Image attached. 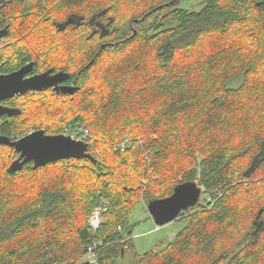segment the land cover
<instances>
[{"label": "trees", "instance_id": "16d2710c", "mask_svg": "<svg viewBox=\"0 0 264 264\" xmlns=\"http://www.w3.org/2000/svg\"><path fill=\"white\" fill-rule=\"evenodd\" d=\"M185 1L1 0L0 74L35 62L78 90L3 102L21 114L0 134L85 127L93 158L11 173L19 153L0 144V264H89L77 260L101 240L98 264H264L263 0ZM191 182L202 197L184 228L139 254L133 209Z\"/></svg>", "mask_w": 264, "mask_h": 264}, {"label": "water", "instance_id": "95a60500", "mask_svg": "<svg viewBox=\"0 0 264 264\" xmlns=\"http://www.w3.org/2000/svg\"><path fill=\"white\" fill-rule=\"evenodd\" d=\"M262 4L264 0L258 2V5ZM7 31V28L0 31V41L7 36ZM135 34H137L136 31ZM34 66L35 62H30L17 71L0 74V117L20 115L19 108L6 106L3 102L29 92H44L51 88H54L53 90L57 93L62 92L68 95H74L77 92L78 88L73 85L58 88L60 83L69 79L70 74L65 72L53 74V70L49 69L31 75ZM0 144L8 145L19 153L18 159L9 168L11 173L20 172L30 163L33 164V169H37L57 161L93 158L88 142L65 134L50 135L44 129H38L17 140L0 134ZM201 196L202 189L197 183H185L178 185L171 196L151 201L147 209L154 222L161 227L176 221L182 212L195 206Z\"/></svg>", "mask_w": 264, "mask_h": 264}, {"label": "rangeland", "instance_id": "374dc122", "mask_svg": "<svg viewBox=\"0 0 264 264\" xmlns=\"http://www.w3.org/2000/svg\"><path fill=\"white\" fill-rule=\"evenodd\" d=\"M202 2L203 0H186L181 5V8L199 10L202 7ZM66 128V133H73V129L70 127ZM129 221L134 225L132 227V237L136 245V251L139 254L164 248L185 226L184 222L176 220L159 227L149 214L147 205H145L144 202H140L136 205L129 216ZM128 259H130V255H127L123 260L125 262L128 261Z\"/></svg>", "mask_w": 264, "mask_h": 264}, {"label": "built area", "instance_id": "2783aa9c", "mask_svg": "<svg viewBox=\"0 0 264 264\" xmlns=\"http://www.w3.org/2000/svg\"><path fill=\"white\" fill-rule=\"evenodd\" d=\"M68 129V128H66ZM69 135L68 133H65ZM74 139L88 142L92 138V134L88 128L78 127L76 131L71 134ZM130 138H126L123 143L120 145V149L122 152L126 150L129 146ZM107 212L106 205L96 207L92 214L88 217L87 221L90 227V231L92 233H96L100 228L106 224L105 214ZM121 229V227L119 228ZM108 244H105L104 241H96L90 244L83 256H81L77 262H86L89 264H98V257L100 253L105 249ZM75 261H71L69 264H74Z\"/></svg>", "mask_w": 264, "mask_h": 264}, {"label": "flooded vegetation", "instance_id": "af4514ba", "mask_svg": "<svg viewBox=\"0 0 264 264\" xmlns=\"http://www.w3.org/2000/svg\"><path fill=\"white\" fill-rule=\"evenodd\" d=\"M0 2H1V0H0ZM0 31H4V29H0ZM56 73H58V72H53V74H56ZM33 75V74H32ZM69 80V79H68ZM68 80H66V81H64V82H62V83H60L59 85H58V88L60 89V87H64V86H76L75 85V82H73V83H68ZM54 88H51V90H53ZM54 91V90H53ZM60 93H62V92H60Z\"/></svg>", "mask_w": 264, "mask_h": 264}, {"label": "bare ground", "instance_id": "6f19581e", "mask_svg": "<svg viewBox=\"0 0 264 264\" xmlns=\"http://www.w3.org/2000/svg\"><path fill=\"white\" fill-rule=\"evenodd\" d=\"M131 144V140H130V143H129V145Z\"/></svg>", "mask_w": 264, "mask_h": 264}]
</instances>
